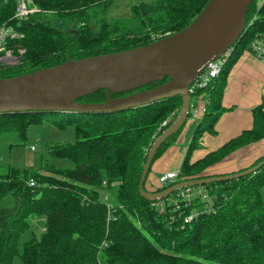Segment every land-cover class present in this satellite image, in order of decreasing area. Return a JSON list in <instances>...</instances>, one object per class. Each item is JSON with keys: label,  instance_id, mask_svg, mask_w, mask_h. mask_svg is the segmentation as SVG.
I'll return each instance as SVG.
<instances>
[{"label": "trees", "instance_id": "1", "mask_svg": "<svg viewBox=\"0 0 264 264\" xmlns=\"http://www.w3.org/2000/svg\"><path fill=\"white\" fill-rule=\"evenodd\" d=\"M110 1L32 0L38 11L17 20L16 1L0 0V24H12L21 33L6 42L18 60L0 64V77L52 66L68 57L149 43L183 28L207 2L142 0L130 5L128 16L107 19L104 12ZM256 35H264V0L249 5L245 27L227 50L219 73L191 93L190 107L202 100L205 111L197 119L176 180L155 190L181 179L227 174L204 170L234 149L264 140V111L259 103L252 108L250 128L203 157L190 159L197 138L203 131H213L223 111L220 100L230 68L243 52H251ZM168 78L110 92L109 97L149 89ZM107 97L100 88L74 102L97 104ZM180 103L181 97L174 95L111 111L57 107L0 112V136L12 140L9 145L24 144L28 126L45 120L56 129L72 127L74 136L46 140L41 171L10 163L0 168V264H13L15 255L22 264H264V162L238 177L191 186L204 197L198 192L183 197L181 188L156 200L139 194L147 150ZM180 130L165 138L152 161ZM54 157L66 158L71 165L56 166ZM189 214L191 218L185 220ZM36 218L42 221L38 234L31 230Z\"/></svg>", "mask_w": 264, "mask_h": 264}, {"label": "water", "instance_id": "2", "mask_svg": "<svg viewBox=\"0 0 264 264\" xmlns=\"http://www.w3.org/2000/svg\"><path fill=\"white\" fill-rule=\"evenodd\" d=\"M253 0H207L200 12L180 30L149 43L106 53L67 58L52 66L0 77V112L51 110L57 107L83 111L113 110L142 105L174 95L181 97L177 113L153 139L138 180V192L146 199L166 197L180 188L238 177L259 167L173 182L160 190L143 187L158 146L185 123L191 106L189 86L206 64L226 52L237 40L246 23ZM169 78L154 87L110 98V92L126 91L151 81ZM104 89L106 101L76 103L74 99Z\"/></svg>", "mask_w": 264, "mask_h": 264}, {"label": "crops", "instance_id": "3", "mask_svg": "<svg viewBox=\"0 0 264 264\" xmlns=\"http://www.w3.org/2000/svg\"><path fill=\"white\" fill-rule=\"evenodd\" d=\"M220 101L223 111L218 115L213 131H203L197 138V145L191 151V160L203 157L242 130L250 128L252 108L255 105L262 103L264 111V61L251 52H243L228 72ZM197 103L203 105L202 100ZM196 122L184 123L174 141L151 162L144 181L147 190L162 185L158 181L161 173L179 170ZM261 156H264L263 139L234 149L218 162L208 166L204 173L242 170L250 167ZM261 195L264 200V187L261 189Z\"/></svg>", "mask_w": 264, "mask_h": 264}, {"label": "rangeland", "instance_id": "4", "mask_svg": "<svg viewBox=\"0 0 264 264\" xmlns=\"http://www.w3.org/2000/svg\"><path fill=\"white\" fill-rule=\"evenodd\" d=\"M142 0H111L105 8L104 16L107 19H112L121 16H128L130 13V5ZM144 1H151V0H144ZM262 0H256L257 4H260ZM69 28H76L73 26H65ZM10 49V48H6ZM12 50V49H11ZM11 55H15L13 50L11 51ZM20 52V51H19ZM6 55L4 50L0 51V64H12L15 63L18 59L15 60H2L1 58ZM195 101V97L192 98ZM201 103H197L195 108H191L192 110L195 109L199 114H201ZM196 118L191 116L187 117L185 123L191 121L196 122ZM73 129L72 127H68L66 129L60 130L56 129L51 122L43 121L39 125H29L26 130V140L24 144H17L14 143L9 145V141L13 142L12 140H7V136H0V168L5 167L7 163H10L14 166L21 167V168H28L32 170L41 171V162H40V154L44 149V145L46 140L49 138L54 139H61L62 141L66 140H73ZM30 145H33L31 148ZM52 162L56 166H69L71 162L66 158H57L54 157ZM31 230H34L35 233H40L42 230V221L40 218H36L32 220ZM29 231L24 232L20 240L18 242V246L20 247L21 242L28 234ZM13 264H22L21 259L18 255L13 257Z\"/></svg>", "mask_w": 264, "mask_h": 264}, {"label": "built area", "instance_id": "5", "mask_svg": "<svg viewBox=\"0 0 264 264\" xmlns=\"http://www.w3.org/2000/svg\"><path fill=\"white\" fill-rule=\"evenodd\" d=\"M15 9H14V18L17 20H21L29 16L30 14L38 11V7L33 4L32 0H15ZM21 33L12 25V24H0V51L4 50L6 52V55L3 56L2 60H15L17 56L11 55V49H6L5 45L6 42L11 38H16L20 36ZM250 49L251 53L259 57L264 61V35H256L251 43H250ZM18 51L22 52L23 49H18ZM227 51L223 54L219 55L216 59L209 61L204 69L198 74V76L195 78L193 83L189 86V93L191 95L192 92L196 88H200L202 86H205L213 77H215L219 71L221 70L223 63L226 59ZM196 105H194L195 108ZM201 114L197 112L195 109L189 110V113L191 117L193 118H199L202 113L205 111L204 105L200 108ZM33 148V146H31ZM179 170H167L163 173H161L158 176V181L160 184H167L169 182H172L176 180V177L178 175ZM29 183H32V181H29ZM198 192L202 193L199 188H196L194 191L191 188V186L184 187L180 189V195L183 197L188 198L192 193ZM202 196H206L205 193H202ZM191 218V215H187L184 219L189 220Z\"/></svg>", "mask_w": 264, "mask_h": 264}]
</instances>
